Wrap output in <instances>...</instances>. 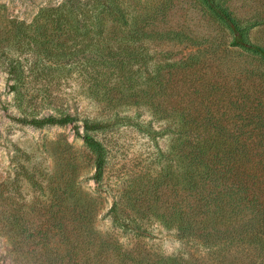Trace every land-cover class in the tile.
Masks as SVG:
<instances>
[{"label": "rangeland", "instance_id": "1", "mask_svg": "<svg viewBox=\"0 0 264 264\" xmlns=\"http://www.w3.org/2000/svg\"><path fill=\"white\" fill-rule=\"evenodd\" d=\"M215 1L264 46V0ZM237 33L208 0H0V264H44L51 210L66 206L125 248L204 254L131 203L156 189L173 205L186 131L264 145V64ZM74 124L105 145L100 179Z\"/></svg>", "mask_w": 264, "mask_h": 264}, {"label": "trees", "instance_id": "2", "mask_svg": "<svg viewBox=\"0 0 264 264\" xmlns=\"http://www.w3.org/2000/svg\"><path fill=\"white\" fill-rule=\"evenodd\" d=\"M208 2L238 32L231 44L264 64V46L246 38L245 22L221 3ZM76 119L67 113L29 122L65 125ZM74 127L95 152V177L100 179L106 163L105 145L90 133H81L77 124ZM186 134L188 141L177 150L180 169L173 205L169 207L167 191L155 189L135 198L131 207L142 218L154 217L168 227L176 226L178 236L205 248L204 254L164 255L139 244L125 248L94 229L90 209L66 206L51 210L46 230L49 255L44 264H264V145L240 141L241 134L215 125ZM232 138L233 142L227 141ZM143 232L149 233L146 227Z\"/></svg>", "mask_w": 264, "mask_h": 264}]
</instances>
